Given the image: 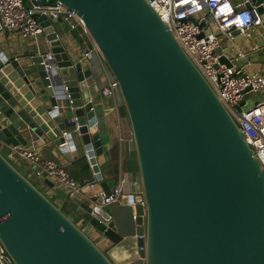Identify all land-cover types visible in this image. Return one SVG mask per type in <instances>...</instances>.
Returning a JSON list of instances; mask_svg holds the SVG:
<instances>
[{
  "label": "water",
  "instance_id": "obj_1",
  "mask_svg": "<svg viewBox=\"0 0 264 264\" xmlns=\"http://www.w3.org/2000/svg\"><path fill=\"white\" fill-rule=\"evenodd\" d=\"M55 2L82 22L118 84L131 130L123 155L137 164L144 213L133 219L132 196L108 208L66 202L46 180L58 205L0 151V246L12 264H264V167L170 27L146 0H47ZM34 17L55 70L45 71L41 55L20 61L0 48V142L25 147L26 127L67 162L84 160L108 194L113 186L97 163L93 66L78 60L47 16ZM250 59L264 62V48Z\"/></svg>",
  "mask_w": 264,
  "mask_h": 264
},
{
  "label": "built area",
  "instance_id": "obj_2",
  "mask_svg": "<svg viewBox=\"0 0 264 264\" xmlns=\"http://www.w3.org/2000/svg\"><path fill=\"white\" fill-rule=\"evenodd\" d=\"M173 32L174 37L209 84L220 102L241 129L244 138L264 167V62H253L250 56L264 48V6L252 0H146ZM28 2L29 4H26ZM227 5V7H224ZM35 14L51 19L57 17L68 23L70 30L81 28L75 13L60 3L47 0H0V32L4 29L23 39H34L43 34ZM52 22V21H51ZM92 49H83L85 60H90ZM46 72L55 70L51 53L42 54ZM109 74L100 94L119 97L118 84ZM11 154L28 168L25 176L52 182L65 194V201L73 198L90 201L108 208L121 205L123 198L133 197V219L143 216L139 177L125 176L106 194L98 182L73 179L53 161L41 158L35 151L21 145L10 147ZM132 186L125 192L124 184ZM60 205H63V200ZM143 239V235L139 236ZM0 264H12L0 246Z\"/></svg>",
  "mask_w": 264,
  "mask_h": 264
},
{
  "label": "crops",
  "instance_id": "obj_3",
  "mask_svg": "<svg viewBox=\"0 0 264 264\" xmlns=\"http://www.w3.org/2000/svg\"><path fill=\"white\" fill-rule=\"evenodd\" d=\"M26 4L29 3L26 2ZM51 21L58 36L63 39L64 43L71 49L72 53L76 55L78 60H85L82 55V50L85 48L93 50L94 45L88 34H85L81 28L70 30L68 23L59 17L51 19ZM0 48L4 55L19 59L20 61L26 60L29 56L50 53L44 34L37 37L36 40L23 39L16 33L7 29L0 32ZM88 61L93 66L101 92L110 78L108 70L98 52H93L91 59ZM92 103L97 118L99 138L102 147V154L97 157V163L104 180L109 186H114L119 184L121 178L125 175L128 177L125 176L128 180H130L131 177L137 176V174H131L128 171L131 165L132 167H137L136 162H129L123 155L124 143L131 139L129 122L120 97H103L99 93V95L92 100ZM19 132L28 140V144L25 147L35 151L41 158L51 160L55 164L62 166L69 175H73L72 177L78 181L97 182L88 165V170L83 173L85 176H80L75 173L73 169H70V167L76 164V161L69 163L64 160L51 140L43 141L42 138H38L31 134L28 135L26 127H22ZM0 151L3 155L5 154L4 156L13 162L19 170L27 174L28 168L22 161H18L14 158L11 154L10 146H6L4 143L0 142ZM82 153V149L78 147V156H82ZM30 179L54 203L58 205L62 203L61 197L45 183L46 180H40L35 176H31ZM124 190L127 193L131 192L132 186L129 183H125ZM87 202L93 204L90 201ZM71 215L74 217V222L82 228L101 250L106 251L108 249L110 243L100 236L94 228L84 223L74 213H71Z\"/></svg>",
  "mask_w": 264,
  "mask_h": 264
},
{
  "label": "trees",
  "instance_id": "obj_4",
  "mask_svg": "<svg viewBox=\"0 0 264 264\" xmlns=\"http://www.w3.org/2000/svg\"><path fill=\"white\" fill-rule=\"evenodd\" d=\"M26 0H24L25 2ZM129 162H132V161H135V160H131L129 159L128 160ZM70 169H73V171L77 174H79L80 176H85L83 173L86 172L88 170V166L86 164V162L84 160H80V161H77L76 164H74L72 167H70ZM128 171L131 173V174H137L138 173V170H137V167L131 165V167L128 168ZM71 176V175H70ZM73 176V175H72ZM71 176V177H72ZM73 178V177H72ZM74 179V178H73ZM76 180V179H75Z\"/></svg>",
  "mask_w": 264,
  "mask_h": 264
},
{
  "label": "rangeland",
  "instance_id": "obj_5",
  "mask_svg": "<svg viewBox=\"0 0 264 264\" xmlns=\"http://www.w3.org/2000/svg\"><path fill=\"white\" fill-rule=\"evenodd\" d=\"M3 154V153H2ZM5 155V154H4ZM13 163V162H12ZM14 164V163H13ZM15 165V164H14ZM16 166V165H15ZM18 168V167H17ZM137 176H138V173H137ZM68 216L72 219V220H74V217H73V215H71V213H68Z\"/></svg>",
  "mask_w": 264,
  "mask_h": 264
},
{
  "label": "snow or ice",
  "instance_id": "obj_6",
  "mask_svg": "<svg viewBox=\"0 0 264 264\" xmlns=\"http://www.w3.org/2000/svg\"><path fill=\"white\" fill-rule=\"evenodd\" d=\"M224 7H227V5H225Z\"/></svg>",
  "mask_w": 264,
  "mask_h": 264
}]
</instances>
